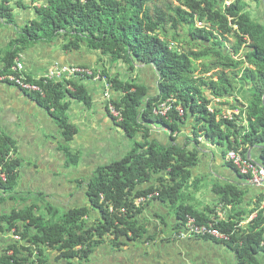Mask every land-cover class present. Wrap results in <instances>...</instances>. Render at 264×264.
Masks as SVG:
<instances>
[{"label": "trees", "instance_id": "obj_1", "mask_svg": "<svg viewBox=\"0 0 264 264\" xmlns=\"http://www.w3.org/2000/svg\"><path fill=\"white\" fill-rule=\"evenodd\" d=\"M174 1L176 5L168 0H46L34 6L38 18L26 22L21 36L14 40L2 74L11 73L14 56L28 45L61 38L70 39L64 44L65 50H80L84 45L123 64L128 74L135 75L138 66L149 68L157 77V91L151 97L133 77L121 80L106 71L100 74L120 95L111 102L122 119L118 125L133 142L131 151L120 161L97 170L88 183L89 207L72 209L57 218L51 209L42 216L39 206L31 203L2 216L0 233L10 234L14 229L22 244L10 245L13 257L1 256L0 264H51L47 256L51 250L68 264L75 260L89 264L100 245L121 247L141 241L148 232L137 221L143 207H137L135 200L150 194H156L155 200L176 206L178 222H185L187 215L200 224L208 222L207 215L185 203L191 199L192 189L201 187V179L192 177L197 153L150 142L151 125L163 127L173 136L189 121L195 143L202 137L218 145L224 154L226 150L240 151L246 158L250 151L251 156L258 151L264 165V19L260 16H264V11L260 13L264 0ZM10 2L2 0L0 20L14 24ZM22 5L19 2L17 7L22 9ZM33 83L44 92V96L35 94L34 99L50 112L62 127L65 140L71 142L77 129L68 122L70 102L64 99L91 107L92 97L83 85L67 78L59 83ZM168 103L171 109L166 116L156 114ZM227 110L238 111V115L225 118ZM139 133L143 141L135 139ZM10 145L14 147L0 131V166L7 178L0 189L13 200L9 191L16 186L19 161L10 156ZM71 157L69 153V164H75L76 158L73 161ZM212 189L217 204L224 209L231 207L232 215L220 220L216 228L230 237L229 244L235 245L242 261L253 260L264 251L263 212L244 230L240 214L246 212L240 209L246 192L234 186L214 185ZM263 201L264 194L257 195L252 202L255 208L247 215L258 211ZM233 214L240 215L235 222ZM122 239L127 241L122 243Z\"/></svg>", "mask_w": 264, "mask_h": 264}, {"label": "crops", "instance_id": "obj_2", "mask_svg": "<svg viewBox=\"0 0 264 264\" xmlns=\"http://www.w3.org/2000/svg\"><path fill=\"white\" fill-rule=\"evenodd\" d=\"M22 6L23 8H20V14L15 18L14 24H8L0 20V26L15 25L24 27L26 22L33 20L35 17V19L38 18L35 10L33 15L27 3ZM260 10V13H262L264 6ZM260 16L264 19L263 14ZM1 29L0 74L7 66L8 54L12 49L14 40L17 39V37L16 39L13 38L14 34L11 31L1 32ZM57 41L60 44L59 50L55 49V41L51 43L41 42L38 50H36L40 53V56L34 58V53L31 52V55H28L26 50L16 56V58L20 57V62L24 66L23 74L29 81L35 82L43 77L48 71V67L42 69L43 62L52 61V65L54 62L63 65H76L92 69L97 74H103L106 71L112 76L119 75L121 80L130 76L135 78L139 84H143L148 89L151 97L156 95L157 77L149 68L138 66L135 75L128 74L126 66L121 63H114L109 56L90 51L84 45L80 50L74 48L65 50L63 40L58 39ZM24 59L27 61V65L24 63ZM71 81L83 85L88 95L92 97L91 107L69 97L64 99L66 102H70L67 108L68 122L77 129V133L71 142L65 140L62 127L59 126L50 112L34 99L36 97L34 93L24 92L15 85L0 81V131L14 143V147L10 145L11 156L19 159L17 183L9 192L15 198L20 192L16 191L19 179L22 183H26L27 176H36L38 179L36 183L43 190L42 194L39 193V197L49 198L54 205L64 208V214L75 208L89 207L88 183L96 175L97 170L100 167L120 161L131 151L128 146L130 139L118 125L119 122L109 115L106 98L104 97L105 92H108L113 99H119L120 95L114 93L104 79L74 77ZM74 102L79 105L74 104ZM148 131L149 141L155 142L158 146L168 147L174 145L186 151L197 153V166L192 169L194 179L199 178L198 175L202 173V166L200 165L203 158L207 160L206 156H211L210 149L216 147V145L202 137L198 139V144L195 143L191 135L192 128L189 121L183 127H180V132H176L173 136L167 129L160 126L151 125L148 127ZM135 139L143 141L142 134H137ZM71 144L74 145L73 149ZM122 144L126 146L123 147ZM71 152H76L73 157L76 158L75 164H69L68 159ZM258 154V151L252 152V156L259 162ZM227 157L228 155L222 152L219 159H213L212 161L213 165L216 163L218 165L222 164L224 168L230 170V175L223 178L228 183L223 185L225 187L234 186L247 191L242 176L235 169L228 166ZM23 163L32 166L31 170L21 168ZM60 171L66 175H62ZM214 185H218V182L211 185V187ZM210 191L213 196L208 199L213 200L212 204L210 205L209 200H207L202 206L198 205V209L196 208L197 211L204 213L209 218L216 217L215 206L218 200L212 188ZM25 197H21L20 203H15V199L9 198L8 194H1L0 199L3 198V200L0 202V218L9 214L12 210H20L24 205L31 204L27 199L28 197ZM255 198L256 196H252L251 199L247 195L240 211L245 212L246 207L249 210L248 212L254 209L255 205L252 202ZM197 199V195L194 198L192 195L191 199H187L185 203L192 204L191 206L195 209L194 206L197 205L194 203L198 201ZM6 201L9 202L5 204L8 209L4 205ZM49 205L54 211V206ZM141 207H143L142 213L138 216L137 221L147 229V236L151 239L148 240L146 236L141 241L128 242L121 247H114L109 243L100 245L91 255L89 264H256V259L261 260V263L264 264V251L258 252L253 260L250 259L245 262L239 258L235 245L202 238H176L174 234L178 230L181 221L178 222L176 211L173 214L171 203H164L153 198L146 201ZM230 211L231 207L226 208L220 215L227 219L230 216ZM92 215H95V213L93 212ZM221 216H218L217 219ZM250 216H244V220H241L240 227L244 230L251 222L249 221ZM19 225L21 226L22 223H19ZM21 230L23 231V229ZM13 231H11V234H14L15 231ZM121 241L123 243L127 240L122 239ZM7 243L8 241L5 239L0 240V255ZM58 257L57 252H52L49 255L51 264H67L65 259H59ZM73 263L79 264L76 260Z\"/></svg>", "mask_w": 264, "mask_h": 264}, {"label": "rangeland", "instance_id": "obj_3", "mask_svg": "<svg viewBox=\"0 0 264 264\" xmlns=\"http://www.w3.org/2000/svg\"><path fill=\"white\" fill-rule=\"evenodd\" d=\"M45 1L46 0H36L35 2H33L32 0H21V1L20 0H11L10 7L13 9V13H14L15 18H17L19 16L20 10H21L20 8L17 7L19 2H21L23 5L27 3V5L30 6V8H31V10L33 12V15H34V8L33 7L36 6V5L40 6V5L44 4ZM168 1H170V3H173L174 5L177 4L174 0H168ZM34 3H36V5L33 6ZM252 3L253 2H251L250 5ZM0 4H1V2H0ZM252 6L256 7V4L253 3V5H251V7ZM35 18H33V19H35ZM0 28H2L1 32H3V31L4 32L11 31L12 34H14L13 38L16 39V37H17V39H19V37L21 36V30H22L23 27H18V26H15V25H13V26L2 25V26H0ZM59 39H61V38H59ZM57 40L58 39H56L55 42L54 41L53 42L55 44V49L59 50V45L60 44L58 43ZM62 40H63L62 41L63 43H68V41L70 39H62ZM229 42L231 43L232 40L229 41ZM38 46H40L39 43H37V45L36 44L28 45L26 47V49H25L26 50V54L31 55V52H33L34 53V56H33L34 58L40 56V53L36 51V50H38ZM24 63L27 65V61H25V59H24ZM51 63H52V61L51 62L44 61L42 69H46L47 67H48L47 69H49L51 67V65H52ZM98 92H100V91H98ZM103 93H104V90H103ZM64 102L66 103V100H64ZM74 104L79 105V104H77L75 102H74ZM212 106H216V104L213 103ZM229 111H231V110H229ZM122 145H123V147L126 146L124 144H122ZM128 146H129V148L131 150L132 147H133V142L129 141V145ZM71 148L72 149L74 148L73 144H71ZM221 151H222V149H220L219 146L216 145V147H214L213 149H210L211 156H206L207 160H205V158H203V161L201 162L200 166H202V173H201V175H198L199 178L201 179V183H200L201 187H199V189L197 191L195 189H192V191H191L192 194H193V198L196 195H197V198H198L197 199L198 201H195V203H194V204L197 205V206H194L195 209L196 208L198 209V205L202 206V204H204V202L207 201V200H209L210 205L212 204L213 200L212 199H208L211 196H213L211 194V191H210L211 188H212L211 185L216 184L218 182V185L220 184V187H225L223 184H227L228 183V182H225L223 178H226L228 175H230V170H228L227 168H224L222 166V164L221 165H218V163H216L214 165L212 164L213 159H216V160L219 159L220 154L222 153ZM250 152H249V154H250ZM226 154L227 155L229 154L228 150H226ZM71 155H72L71 160L74 161L73 157L76 155V152L75 153L71 152ZM15 160H19V159L16 157ZM21 168H25V169H30L31 170L32 166H30L29 164L23 163V166ZM60 173L62 175H66V174H63L61 171H60ZM242 179L244 180V184H245L244 186L247 188V191H244V192H246V194L249 195L251 197V199H252V196H257L259 194H264V190H262L260 188H257V187H254V186H251L249 183H247V179H248L247 177H242ZM36 180H38L36 178V176H32V175L31 176H27V182L26 183L25 182L22 183L20 181V179H19V181H18L19 185L16 188V191H20V192L14 198L15 199L14 202L15 203L16 202L20 203L21 197H25L26 196V197H28L27 199L29 200V203H36L37 206H39L38 207L39 208V212H40V214L42 216L46 214L47 209L48 210H50V209L52 210V208L49 205V204H51V205L54 206V208H53L54 211L53 210L52 211L55 213V216L57 218L62 217L64 215V212H63L64 208H62V207L59 208L57 205H54L52 203V200H50L49 198L47 199V198H44V197L43 198L39 197V195H40L39 193L42 194L43 190H42V188L40 186H38V183H36ZM1 193L2 192L0 191V195H1ZM208 194H210V196H208ZM7 203H9V202L6 201L4 203V205L7 204ZM73 207H75V206H73ZM5 208L8 209V207H6V205H5ZM175 208H176V206L171 205V209H172L173 214H175V211H176ZM248 211L249 210L246 207L245 208V212L249 213ZM221 213H223V212H221ZM240 215L243 216L242 218H244V216H246V217L248 216L247 214L246 215L240 214ZM239 216L238 217L236 215L233 216L234 222L239 218ZM55 223L58 225V221H55ZM0 238L1 239H5L8 242H15L16 241V242H20L21 243V239L20 238H16L14 236H8L7 238L5 236H1ZM255 262H256V264H262L261 260H257L256 259Z\"/></svg>", "mask_w": 264, "mask_h": 264}, {"label": "built area", "instance_id": "obj_4", "mask_svg": "<svg viewBox=\"0 0 264 264\" xmlns=\"http://www.w3.org/2000/svg\"><path fill=\"white\" fill-rule=\"evenodd\" d=\"M228 4V3H227ZM68 75V76H90L92 75V72L79 68V67H70V66H59L56 65L54 69L49 71L46 79L52 80V79H60L62 75ZM13 81L15 82L16 86L23 90H28L31 92H40V88L38 86L26 83L21 77H15L13 78ZM108 109L110 111V114L116 118H120L119 112L116 110L113 104H108ZM169 108L166 105L161 106V114H165ZM182 113V111H181ZM235 114L238 115V111H229L227 110L225 114V118H231V116ZM228 162L231 163L234 168L238 171L239 175L242 177H247V183H249L251 186L260 188L264 190V165L262 163L258 162L255 159L249 158L247 156L244 157L240 151L235 152L232 151L228 155ZM221 210V206L219 208ZM262 211L264 214V201L260 205L258 211H256L254 214L251 215L250 220H255L258 216V213ZM215 222V219L213 220ZM214 222L208 223V224H198L194 218L187 217V223L185 226V229L180 231L178 234L180 237L185 236H202V237H211V238H217L222 240H228V236L225 234L220 233L215 227ZM264 239V235H263ZM264 245V242H262V246Z\"/></svg>", "mask_w": 264, "mask_h": 264}, {"label": "bare ground", "instance_id": "obj_5", "mask_svg": "<svg viewBox=\"0 0 264 264\" xmlns=\"http://www.w3.org/2000/svg\"><path fill=\"white\" fill-rule=\"evenodd\" d=\"M19 53H17L16 54V56L18 55ZM16 56H14V61H13V65H12V67H11V73H7V74H0V81H2V82H5V83H8V84H12V85H15L16 86V84H15V82L13 81V78H15V77H19V75L21 74V73H24V66L21 64V62H20V57L18 56L17 58H16ZM16 58V59H15ZM169 104V103H168ZM168 108H169V110L171 109V105L169 104V105H167V104H165ZM168 110V111H169ZM160 111H161V109L159 110V112H156V114H161L160 113ZM167 111V112H168ZM177 111L179 112V114L180 115H182V113H183V111H182V109L181 108H177ZM181 111H182V113H181ZM167 112L163 115V114H161L162 116H166V114H167ZM229 155V154H228ZM11 156V155H10ZM227 159H228V157H227ZM228 161V160H227ZM7 182V178H6V176H5V174H4V172H3V169H2V166H0V183H3V184H5ZM0 191L2 192L1 194L2 195H7V194H3V191L0 189ZM156 196V194H150V195H148V196H146V197H140V198H137L136 200H135V205L137 206V207H139V206H141L142 204H144L146 201H148V200H151V199H153L154 197ZM220 206H221V210H219V208H220ZM227 208H229V207H227ZM215 211H216V217L215 216H212L211 218H209V220H208V222H206L205 224H208V223H211V222H214L213 220L215 219V224H214V227L216 228V225L218 224V222L220 221V220H225L224 218H223V216H221L220 215V213L221 212H224L225 211V209L223 208V206L222 205H218V204H216V206H215ZM218 216H221L219 219H217V217ZM187 217H191V216H189V215H187L186 217H185V222H181L180 223V225H179V227H178V230H176V233L174 234L175 235V237L176 238H181V239H183V238H202V239H208V240H212V241H214V242H221V243H229L230 242V237L228 236V235H226V236H228V240H222V239H217V238H211V237H202V236H185V237H180L179 236V232L180 231H182V230H184L185 229V226H186V223H187ZM251 217V216H250ZM191 218H194V217H191ZM195 220H196V218H194ZM196 222L198 223V221L196 220ZM20 223H22V225H23V222H20ZM198 224H200V223H198ZM217 229V228H216ZM218 230V229H217ZM219 231V230H218ZM14 232V231H13ZM220 232V231H219ZM220 233H222V232H220ZM222 234H224V233H222Z\"/></svg>", "mask_w": 264, "mask_h": 264}, {"label": "clouds", "instance_id": "obj_6", "mask_svg": "<svg viewBox=\"0 0 264 264\" xmlns=\"http://www.w3.org/2000/svg\"><path fill=\"white\" fill-rule=\"evenodd\" d=\"M34 5H36V3L35 4H33V6ZM36 7H39V6H37L36 5ZM56 65H59V66H62V67H64V66H70V67H77V66H74V65H68V64H65V65H63V64H60L59 62H54L53 63V65H51V67L48 69V71L46 72V74L43 76V77H41L40 79H38L37 81H39V80H43V81H45L46 83H49V82H55V83H59V82H63V80L65 79V78H67V79H69V81L72 79V78H74V77H79V78H86L85 76H81V75H76V76H68V75H66V74H64V75H62V77L60 78V79H52V80H48V79H46V77H47V75H48V73H49V71H51L52 69H54L55 68V66ZM79 68H83V69H87V70H89V71H91L92 72V75H88V77H91V79H102L101 78V76H100V74L101 73H96V72H94L92 69H89V68H86V67H81V66H78ZM94 73H96V75H94ZM19 77H21L26 83H29V84H32V85H35V86H38L39 88H40V92H31V91H28V90H23V89H21V88H19L18 86H16V87H18L19 89H21L22 91H24V92H29V93H34V94H41V96H44V92H43V90H42V88L39 86V85H37V84H35V83H33L32 81H29L25 76H24V74L23 73H21L20 75H19ZM111 87V86H110ZM68 89L69 90H71V91H73L74 90V88L73 87H71V86H68ZM104 97L106 98V102H107V108H108V104L109 103H111L112 104V99L113 98H111V95L108 93V92H106L105 94H104ZM115 107V106H114ZM117 110V109H116ZM51 112H52V110H51ZM113 118H115L116 119V117H114L113 116ZM122 119H121V117L120 118H117V121L118 122H120ZM229 153H230V151H229ZM250 154H251V152H250ZM251 158L252 159H255V160H257L255 157H252L251 156ZM260 162V161H259ZM261 163V162H260ZM236 169V168H235ZM1 236H5L6 238L8 237V236H14V237H16V238H20V236H18V235H15V234H1L0 233V237ZM21 239V238H20ZM0 240H1V238H0ZM16 242V241H15ZM15 242H8L7 243V245H6V247H5V249H4V251L2 252V254L0 255V257L2 256V257H13V255H14V252L13 251H11V250H9L8 249V247L10 246V245H12V244H14ZM17 243H20V242H17ZM20 244H22V240H21V243ZM51 253L52 252H54L53 250H51L50 251ZM48 253V259H49V255L51 254V253ZM19 257H20V255H18ZM49 262H50V259H49ZM51 263V262H50ZM7 264V263H6ZM11 264H14L13 262H11ZM58 264V263H57ZM67 264H68V261H67Z\"/></svg>", "mask_w": 264, "mask_h": 264}, {"label": "water", "instance_id": "obj_7", "mask_svg": "<svg viewBox=\"0 0 264 264\" xmlns=\"http://www.w3.org/2000/svg\"><path fill=\"white\" fill-rule=\"evenodd\" d=\"M249 158H251V154L248 155ZM263 165V164H262Z\"/></svg>", "mask_w": 264, "mask_h": 264}]
</instances>
